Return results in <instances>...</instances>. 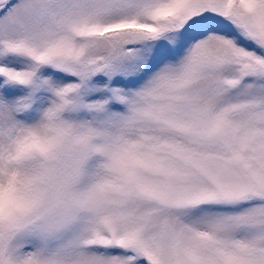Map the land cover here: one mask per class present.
Instances as JSON below:
<instances>
[{"label": "snow or ice", "instance_id": "6c2138e0", "mask_svg": "<svg viewBox=\"0 0 264 264\" xmlns=\"http://www.w3.org/2000/svg\"><path fill=\"white\" fill-rule=\"evenodd\" d=\"M0 264H264V0H0Z\"/></svg>", "mask_w": 264, "mask_h": 264}]
</instances>
